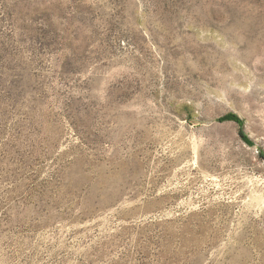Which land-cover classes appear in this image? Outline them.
I'll return each instance as SVG.
<instances>
[{"label":"rangeland","instance_id":"rangeland-1","mask_svg":"<svg viewBox=\"0 0 264 264\" xmlns=\"http://www.w3.org/2000/svg\"><path fill=\"white\" fill-rule=\"evenodd\" d=\"M0 264H264V0H0Z\"/></svg>","mask_w":264,"mask_h":264},{"label":"trees","instance_id":"trees-1","mask_svg":"<svg viewBox=\"0 0 264 264\" xmlns=\"http://www.w3.org/2000/svg\"><path fill=\"white\" fill-rule=\"evenodd\" d=\"M228 117H231V118H233V119L238 120V118H237L235 115H229ZM238 121H239V120H238Z\"/></svg>","mask_w":264,"mask_h":264}]
</instances>
